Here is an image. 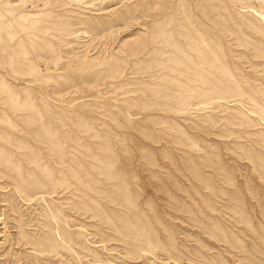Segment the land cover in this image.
Masks as SVG:
<instances>
[{
    "label": "rangeland",
    "instance_id": "rangeland-1",
    "mask_svg": "<svg viewBox=\"0 0 264 264\" xmlns=\"http://www.w3.org/2000/svg\"><path fill=\"white\" fill-rule=\"evenodd\" d=\"M0 264H264V0H0Z\"/></svg>",
    "mask_w": 264,
    "mask_h": 264
}]
</instances>
